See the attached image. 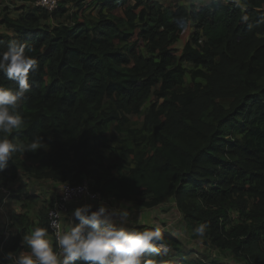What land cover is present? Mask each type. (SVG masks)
<instances>
[{"label": "trees", "instance_id": "obj_1", "mask_svg": "<svg viewBox=\"0 0 264 264\" xmlns=\"http://www.w3.org/2000/svg\"><path fill=\"white\" fill-rule=\"evenodd\" d=\"M85 2L59 0L52 10L24 4L17 16L0 19V51L18 40L39 63L18 108L25 124L9 139L27 144L42 136L45 143L14 154L0 184L22 169L54 183L86 180L104 201L143 208L173 201L188 228L207 225L205 243L231 264H264V0H247L244 9L219 0L198 10L159 0H89L97 16L85 13ZM179 19L188 25L180 28ZM0 86L17 84L0 73ZM12 217L18 230L0 228V258L23 250L31 228L50 234L45 209L36 222L25 212ZM161 235L181 251L177 237ZM169 256L146 260L173 264Z\"/></svg>", "mask_w": 264, "mask_h": 264}, {"label": "clouds", "instance_id": "obj_2", "mask_svg": "<svg viewBox=\"0 0 264 264\" xmlns=\"http://www.w3.org/2000/svg\"><path fill=\"white\" fill-rule=\"evenodd\" d=\"M217 2L219 0H191L197 10ZM230 2L241 9L247 7V0ZM241 19L246 22L249 18L244 15ZM188 23L187 19L177 20L182 29ZM26 48L25 43L11 40L7 49L0 51V73L17 84L15 89L0 86V172L17 152L35 153L45 148L42 136L27 144L9 139L14 130L22 129L25 124L18 108L31 91L30 73L35 74L39 70L38 60L28 55ZM72 216L78 223L52 221L55 249L48 228L36 226L22 236L21 244L25 248L19 253L12 250L4 253L0 264H158L157 260H146L145 257L159 254L161 249L167 250L158 227L139 231L115 222L113 217L116 216L121 221L126 220L129 216L127 211L110 213L103 204L95 210L91 204H83L73 210ZM206 228V224H200L193 231L204 236Z\"/></svg>", "mask_w": 264, "mask_h": 264}, {"label": "rangeland", "instance_id": "obj_3", "mask_svg": "<svg viewBox=\"0 0 264 264\" xmlns=\"http://www.w3.org/2000/svg\"><path fill=\"white\" fill-rule=\"evenodd\" d=\"M86 8L85 13L97 16L98 8L96 6H87L89 0H85ZM230 1V0H228ZM37 0H0V19L4 13H8L11 16H17L20 12V7L24 4L36 5ZM173 5V4H172ZM77 9V7H70L66 14L59 20H67L66 16L71 14ZM45 22L52 24L55 22L53 19H48ZM5 30L3 26H0V31ZM182 41H177L176 46L179 48ZM144 52L149 53L145 49ZM183 65L186 67H192L191 63L185 61ZM185 84H189L191 81L189 73H185ZM202 81V79H199ZM155 100L154 96L149 97L142 105L143 111H147L150 104ZM116 131L112 130L110 134V143L115 144ZM102 154L106 158L109 153L108 148H102ZM60 183H54L47 179L32 178L23 173L21 169L18 178L15 181L8 183L7 189L8 195L0 193V228L4 227L5 232H15L18 230V226L12 217L15 213L25 212L33 222L38 221L40 217V210L51 206L53 200L58 196L60 192ZM86 199V198H85ZM70 203L75 204L78 207L84 203L86 204H103L108 208L111 213L113 211H127L129 216L124 220L123 225L130 229L142 231L144 229H152L155 227L162 228L166 233L177 237L180 242V252L169 248L167 255L168 261L173 264H179L180 260L185 262H193L198 264L199 261L210 263L212 260L221 259L222 262L231 264L232 258L228 254L219 253L216 249L209 247L204 241L203 236H198L194 233L193 229L188 228L183 220L179 210L175 207L173 201H168L162 205L153 208L135 207L131 200H125L118 202L116 200H76L68 203V208L63 214V220L66 222H76L74 217H68ZM74 207V205H72ZM74 210V209H73ZM119 220V216H116ZM115 220V217L113 218ZM120 221V220H119ZM116 222V221H115ZM121 223V222H120ZM4 230V229H3ZM186 252V253H184ZM150 258V257H149Z\"/></svg>", "mask_w": 264, "mask_h": 264}, {"label": "built area", "instance_id": "obj_4", "mask_svg": "<svg viewBox=\"0 0 264 264\" xmlns=\"http://www.w3.org/2000/svg\"><path fill=\"white\" fill-rule=\"evenodd\" d=\"M59 0H37L36 5H39L48 10H52L57 7ZM0 193L4 195H8L9 191L6 185L0 184ZM82 198H89L91 200H99V194L89 187V184L86 180L79 183H70L63 182L60 185V192L58 196L53 200L51 206L47 210V223L50 230V235L52 237V242L55 245V229L51 227L52 221L57 220V222L64 224V218L62 212L66 211L68 208V203L76 200H80ZM73 222V220L71 221ZM75 223H78L76 221ZM162 233L164 230L159 228ZM167 232V231H165ZM167 250L161 249L159 253L166 254L168 252L169 246L164 243ZM56 247V245H55ZM55 247H53L55 249ZM145 259H151L146 258Z\"/></svg>", "mask_w": 264, "mask_h": 264}, {"label": "crops", "instance_id": "obj_5", "mask_svg": "<svg viewBox=\"0 0 264 264\" xmlns=\"http://www.w3.org/2000/svg\"><path fill=\"white\" fill-rule=\"evenodd\" d=\"M160 2H163L164 4H167V5H171V6H173V5H175V4H180V5H184V6H188V5H193L192 3H191V0H159ZM223 1H225V0H223ZM173 4V5H172ZM61 185V183L59 184V186ZM88 198H82V200H87ZM81 200V199H80ZM89 200H91V199H89ZM101 201H104V200H100V202ZM71 204L72 203H70V210H69V212L71 213L68 217L70 218V217H73L72 216V212H73V209H75L76 207V205L75 204H72V205H74V207L73 206H71ZM84 204H86V203H84ZM83 205V204H82ZM92 206H93V210H95L98 206H99V204H91ZM81 206V205H80ZM135 207H139V206H137V205H134ZM143 208V207H142ZM114 218V217H113ZM120 220V221H119ZM119 220L117 219V217H115V221H116V223H123L124 221H121V219L119 218ZM64 224H66V223H68V222H66L65 223V221L63 222ZM5 227V226H4ZM4 227H2L1 229L3 230V232L4 233H6V234H8L9 232H5L6 231V229L4 228Z\"/></svg>", "mask_w": 264, "mask_h": 264}]
</instances>
